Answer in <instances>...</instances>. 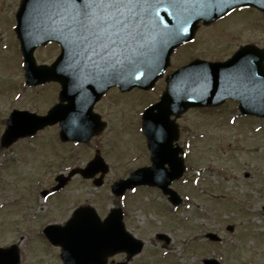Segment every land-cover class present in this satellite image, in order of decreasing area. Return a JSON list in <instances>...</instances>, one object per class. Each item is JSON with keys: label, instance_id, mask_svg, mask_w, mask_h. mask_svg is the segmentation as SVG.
<instances>
[{"label": "rangeland", "instance_id": "1", "mask_svg": "<svg viewBox=\"0 0 264 264\" xmlns=\"http://www.w3.org/2000/svg\"><path fill=\"white\" fill-rule=\"evenodd\" d=\"M16 1L0 0V19L5 16L0 30V86L6 84L4 93L7 96L8 91V97L34 99L25 100L22 105L7 101L0 93V120L12 107L30 108L35 103L33 109L44 110L45 103L41 102H47L52 94L49 86L40 93L24 91L21 59L15 36L10 31L12 24L6 17ZM255 18L251 13L238 14L218 23L192 47L188 56L198 54L196 50H199L200 55L204 52L209 55L208 60L223 61L243 44L253 42L264 46V20ZM180 58L175 56L173 62ZM183 60L190 59L181 58V62ZM163 88L161 81L153 93L134 94L120 124L114 122L113 116L109 129L100 133L89 146L63 148L54 132L46 129L31 142L21 141L7 150L0 149V246H17L21 253L20 264H61L57 251L49 250L38 231L25 227L24 220L63 222L78 203L100 212L115 206L116 199L109 196V180L146 162L148 152L138 110L149 104L148 101L157 100ZM236 114L234 105L227 104L216 109L189 110L178 121L179 139L173 147L177 144L186 149L188 145L189 152L185 157L184 178L174 182L172 187L183 201L173 208L160 192L141 188L126 197L128 225L145 241L144 252L134 262L196 264L198 258L205 255L223 258L225 264H264V121L233 116ZM2 132L1 125L0 136ZM109 132L111 149L109 141L105 144ZM100 143L108 147L102 152L105 161L117 164L116 169L112 166L108 173L107 185L99 189L89 182L77 187L72 184L68 192L56 194L52 202L30 207L37 203L31 195L36 193L34 188L41 186L39 179L44 182L47 177L48 185L52 184L54 176L65 171L66 166H60L61 160L67 166H85ZM58 164L60 167L53 166ZM185 197L188 201H184ZM34 213L36 220L27 217ZM228 225L233 226L232 233L226 229ZM156 233H166L170 243L163 246L155 238ZM207 233H215L222 243L212 245L205 237Z\"/></svg>", "mask_w": 264, "mask_h": 264}, {"label": "water", "instance_id": "2", "mask_svg": "<svg viewBox=\"0 0 264 264\" xmlns=\"http://www.w3.org/2000/svg\"><path fill=\"white\" fill-rule=\"evenodd\" d=\"M36 2L43 3L42 0H23L17 15V35L25 58L26 82L37 84L51 79L59 81L62 84L60 98L67 104L56 106L44 117L13 112L1 138L3 147L55 121L60 122L63 140L85 141L101 127L96 124L91 113L100 95L114 84L123 90L134 86L144 89L150 87L167 66L173 49L192 37L199 20H215L239 5L257 6L264 10V0H153L155 11L143 23L142 40L133 46L127 59L121 57L123 63L115 67L114 72L109 68L104 74L69 39L66 50L53 69L35 66L33 49L53 39L46 21L48 19L37 20L34 12L38 8L33 7ZM38 11L50 13L47 8ZM55 24L62 27L60 20ZM263 60L264 48L246 46L227 62L195 61L171 75L167 79L166 91L155 107L157 112L153 113L149 109L143 116V131L148 139L152 166L139 169L127 181L115 184L113 193L119 195L124 188L135 185L157 186L170 195V201L176 204V194L168 189V185L182 174L183 164L176 157L177 152L171 150L176 132L173 123L168 120L169 116L178 115L192 106L218 105L230 98L239 102L242 114L264 118ZM101 167V160L96 156L83 170V174L90 177ZM88 210H76L73 219L64 228L49 226L44 231L50 242L61 246L64 264H96L103 254L110 252H139L141 244L135 243L133 238H130L129 245L121 243L114 248L101 245L107 241L109 234L99 229L100 224L95 220L94 212ZM113 214L106 224L114 219ZM228 229L231 231L232 227ZM103 233L106 235L102 237ZM208 237L217 240L214 235ZM18 261L19 256L14 247L0 249V264H18ZM206 264L217 263L207 261Z\"/></svg>", "mask_w": 264, "mask_h": 264}, {"label": "snow or ice", "instance_id": "3", "mask_svg": "<svg viewBox=\"0 0 264 264\" xmlns=\"http://www.w3.org/2000/svg\"><path fill=\"white\" fill-rule=\"evenodd\" d=\"M51 17L62 21L67 39L100 72L119 66L143 38L153 0H42Z\"/></svg>", "mask_w": 264, "mask_h": 264}, {"label": "flooded vegetation", "instance_id": "4", "mask_svg": "<svg viewBox=\"0 0 264 264\" xmlns=\"http://www.w3.org/2000/svg\"><path fill=\"white\" fill-rule=\"evenodd\" d=\"M22 5L21 0H17L12 6H13V10L10 12L9 15H7L6 17L9 19L10 24L15 25L16 23V14L17 11L19 10L20 6ZM33 7L36 8H46V6L43 3L40 2H36L33 3ZM243 11H248L250 12L253 16H255L256 18H260L263 19V14H261L260 12L256 11L253 8L250 9H246V10H241V9H235L232 12H230L228 15H226L225 17H223L222 19L214 22V23H210V24H203V22H200L198 24V28L196 30L195 36L193 38V41L191 43H187V44H183L180 47H178V49L176 50L177 53H179V57L181 58H202V59H206L208 60V54L206 52H204L205 54L202 56L200 55V51L196 50V52H199L198 54L195 55H190L188 56V53L190 50H193L192 47L199 44L200 40L204 37V34L207 31H211L212 29L215 28L216 24L220 23V22H224L227 21L228 19H230L231 17H234L238 14H241ZM37 20L40 19L41 16L49 14L48 12H42V11H35L34 12ZM4 17H2V19H0L1 23L0 26L2 24V20ZM51 21L52 22H56L59 19L55 18V17H51ZM255 18V19H256ZM11 21L13 23H11ZM258 23V22H257ZM12 26L10 29H12ZM67 36V33L64 32V37ZM56 37L58 38L59 42L57 41H51L48 44H45L43 46H38L35 51H34V57L36 59V62L40 65L42 64H46V65H52L56 62L57 57L60 55V53L62 52V47L64 46V48H66L67 46V41H66V37L64 40V43L62 42V40H60L63 37V29H58L57 30V34ZM46 57V59H44ZM189 61V60H187ZM69 66H67L66 70L68 69ZM165 78V77H164ZM164 78L160 79L158 83H160L161 81H163V83L165 82ZM50 87H52V94H51V98H50V103L48 105V108L53 106L56 102H57V98H58V93L60 90V85L58 83L52 82L48 84ZM131 90L130 92L127 93H121L116 87L110 88L103 96L102 98L94 105V112L100 117V119L102 121H105L107 123V125H109V122L113 121V118L115 119L114 122H119L122 119V115L127 112L126 110V105L129 104V101L131 100V98L133 97L134 94H139V95H146V94H150V93H142L139 92L138 90L135 91ZM138 92V93H137ZM157 100H151L148 101V105H151L153 103H155ZM114 107L116 109L117 114L114 115ZM119 114V116H118ZM114 116V117H113ZM183 116V115H182ZM182 116L178 117L176 119V122L178 123V121L182 118ZM117 125V124H116ZM52 128H57V133L59 132V128L58 126H53ZM121 179V178H118ZM116 180V179H114ZM112 180V181H114ZM104 183L108 182L107 177H105L102 180ZM83 179L80 176H76L75 178H73L71 180V182L69 183L70 185L73 183H82ZM84 182H89L92 183V180H84ZM51 188V187H50ZM65 189V188H64ZM63 189V190H64ZM61 190V191H63ZM49 196V201L52 202L53 198L55 195H48ZM99 217L102 221H104V219L109 215V210H106L105 212H100L98 211ZM70 217V216H69ZM67 218L66 220H63V222L61 221H57V219H47L46 220V224L44 226H47L49 224H65L70 218ZM118 223L122 222L123 227L120 225H115L114 227L110 228L107 226L106 230L109 229L111 233L110 238L114 239L117 242L112 243L111 245H108L109 248H113L114 246L119 245L120 243L122 244H127L126 240H128L129 238L127 237L128 234H132L135 235L136 232H134V229H131L128 225L129 223V217L127 215V213L125 211H123L122 216L120 218V222L117 221ZM44 223V222H42ZM38 227H42L41 225H39ZM124 231V232H122ZM139 236V235H138ZM158 237V236H157ZM122 241V242H119ZM163 246H166L170 243V240L168 239L165 240L164 238H162V240H160ZM55 249H59L58 247ZM144 252V249L140 252L139 255H137L138 257L142 255V253ZM137 256H133L125 251H114V252H110L107 254H103V256L101 257V264H140V263H136L134 262L135 258ZM98 264V263H97ZM196 264H202L201 261L197 262Z\"/></svg>", "mask_w": 264, "mask_h": 264}]
</instances>
